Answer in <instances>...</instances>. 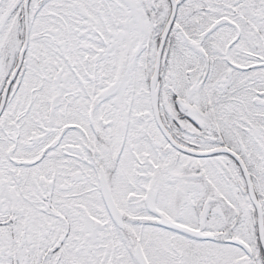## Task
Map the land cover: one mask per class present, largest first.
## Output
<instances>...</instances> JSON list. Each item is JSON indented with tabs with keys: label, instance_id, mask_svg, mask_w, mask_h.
<instances>
[{
	"label": "snow or ice",
	"instance_id": "snow-or-ice-1",
	"mask_svg": "<svg viewBox=\"0 0 264 264\" xmlns=\"http://www.w3.org/2000/svg\"><path fill=\"white\" fill-rule=\"evenodd\" d=\"M0 264H264V0H0Z\"/></svg>",
	"mask_w": 264,
	"mask_h": 264
}]
</instances>
